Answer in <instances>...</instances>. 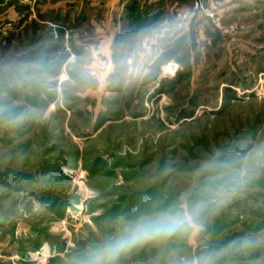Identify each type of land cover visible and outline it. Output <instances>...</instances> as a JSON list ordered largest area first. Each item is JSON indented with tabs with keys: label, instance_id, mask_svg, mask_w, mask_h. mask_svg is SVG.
<instances>
[{
	"label": "rangeland",
	"instance_id": "rangeland-1",
	"mask_svg": "<svg viewBox=\"0 0 264 264\" xmlns=\"http://www.w3.org/2000/svg\"><path fill=\"white\" fill-rule=\"evenodd\" d=\"M177 18L173 75L77 90L40 120L0 127V264H73L119 216L185 191L207 152L264 135V0H0V51L71 54ZM253 227L264 228V181L209 223L211 239L170 247L195 254ZM167 260L146 248L124 264Z\"/></svg>",
	"mask_w": 264,
	"mask_h": 264
},
{
	"label": "clouds",
	"instance_id": "clouds-1",
	"mask_svg": "<svg viewBox=\"0 0 264 264\" xmlns=\"http://www.w3.org/2000/svg\"><path fill=\"white\" fill-rule=\"evenodd\" d=\"M183 34V21L163 19L71 54L40 43L0 51V127L19 129L40 120L54 100L77 90L127 91L173 75L170 57ZM261 181L264 135L245 145L217 146L199 161L185 191L119 216L105 235L78 251L73 264H124L146 248L166 254V264H264V228L206 243L195 254L179 255L170 247L177 240L211 239L209 223Z\"/></svg>",
	"mask_w": 264,
	"mask_h": 264
},
{
	"label": "trees",
	"instance_id": "trees-1",
	"mask_svg": "<svg viewBox=\"0 0 264 264\" xmlns=\"http://www.w3.org/2000/svg\"><path fill=\"white\" fill-rule=\"evenodd\" d=\"M127 7H128V9H129L130 12L133 11V10H132V8H133V3H132L131 5H128ZM170 58H172V57H170ZM187 115H188V113H184V114L182 115V117H187Z\"/></svg>",
	"mask_w": 264,
	"mask_h": 264
},
{
	"label": "built area",
	"instance_id": "built-area-1",
	"mask_svg": "<svg viewBox=\"0 0 264 264\" xmlns=\"http://www.w3.org/2000/svg\"><path fill=\"white\" fill-rule=\"evenodd\" d=\"M216 26L219 27V23H216ZM172 64H174L172 61H170ZM175 69H176V65L174 64V72H175Z\"/></svg>",
	"mask_w": 264,
	"mask_h": 264
}]
</instances>
